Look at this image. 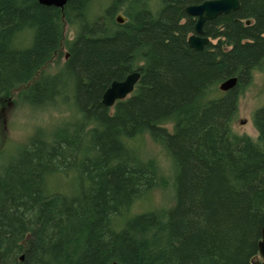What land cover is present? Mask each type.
I'll list each match as a JSON object with an SVG mask.
<instances>
[{
	"label": "trees",
	"instance_id": "trees-1",
	"mask_svg": "<svg viewBox=\"0 0 264 264\" xmlns=\"http://www.w3.org/2000/svg\"><path fill=\"white\" fill-rule=\"evenodd\" d=\"M197 1L0 0V102L17 90L34 108L74 115L0 161V264H261L264 105L252 114L256 138L232 123L264 61V0L208 21L219 41L194 50L178 21ZM62 45V65L45 73ZM135 71L131 94L104 106L110 83ZM155 190L172 204L132 211Z\"/></svg>",
	"mask_w": 264,
	"mask_h": 264
},
{
	"label": "rangeland",
	"instance_id": "rangeland-1",
	"mask_svg": "<svg viewBox=\"0 0 264 264\" xmlns=\"http://www.w3.org/2000/svg\"><path fill=\"white\" fill-rule=\"evenodd\" d=\"M104 0H95L94 7H98L99 3ZM121 14V13H118ZM123 15V14H121ZM65 37L67 40L73 38V30L65 27ZM66 48L62 45L60 52L54 54L45 64L43 70L45 73L56 72L65 60ZM18 91H14L11 97L0 102V161H7L12 154L15 153L16 147L27 142L33 132L37 131L39 126L50 132L55 126L59 125L61 119H74L72 111L67 112L66 106H44L35 107L20 101L17 96ZM73 92L69 90L67 97L68 104L74 107L75 98ZM264 105V61L259 67H256L252 73L250 80L243 87L238 99V112L232 123V129L236 133H245L256 138L257 132L252 122L253 112ZM67 112V113H66ZM66 119V120H68ZM61 120V121H60ZM63 120L62 122H64ZM170 129V125L166 126ZM147 150L161 160L166 170V161L163 160V152L160 146L149 138L145 139ZM7 148V153L2 156ZM5 159V160H4ZM68 188V184H65ZM170 197L163 196V192L155 190L148 196L139 199L132 206V211H145L149 207H158L164 203L171 205ZM257 259H260L257 257Z\"/></svg>",
	"mask_w": 264,
	"mask_h": 264
},
{
	"label": "water",
	"instance_id": "water-1",
	"mask_svg": "<svg viewBox=\"0 0 264 264\" xmlns=\"http://www.w3.org/2000/svg\"><path fill=\"white\" fill-rule=\"evenodd\" d=\"M40 4L47 6L62 7L66 0H37ZM239 0H204L199 4H192L186 7V12L191 15L197 16L195 24L196 32H201V25L204 20L212 19L221 13H228L239 7ZM116 19L118 22L124 20V16L117 14ZM248 23V21H246ZM208 38H198L191 36L188 38V43L191 47H200L203 43L207 42ZM139 72H131L122 80H113L110 85L104 90L101 96V102L106 107H111L117 100L125 99L134 89L136 82L139 79ZM237 83V77L231 76L225 78L218 84L221 91H228L232 89ZM258 255L261 264H264V221L261 226L260 240L257 244Z\"/></svg>",
	"mask_w": 264,
	"mask_h": 264
},
{
	"label": "flooded vegetation",
	"instance_id": "flooded-vegetation-1",
	"mask_svg": "<svg viewBox=\"0 0 264 264\" xmlns=\"http://www.w3.org/2000/svg\"><path fill=\"white\" fill-rule=\"evenodd\" d=\"M202 1H204V0H201V1H197V2H194V3H190V4H187L185 7H184V11H185V16L184 17H181L180 19H179V21H178V23L180 24V25H182V24H184V23H187V29H185V31H184V41L186 42V44L190 47V48H192V49H194V50H202L203 48H205V47H208L209 45H215L218 41H219V38L218 37H212V36H209V35H206V25L208 24V21H213L217 16H219V15H217L216 17H214V18H212V19H206V20H204L203 21V23H202V25H201V32H196V30H195V24H196V21H197V16H195V15H191V14H188L187 12H186V7L188 6V5H192V4H199V3H201ZM240 3V2H239ZM234 11V10H233ZM231 12V11H230ZM221 14H224V13H221ZM122 16H124V15H122ZM124 21H126V17L124 16V20L122 21V22H124ZM246 21H248V23H246ZM250 19H248V18H245V19H243V23L245 24V25H249L250 24ZM216 28H218V29H220L219 28V25L217 24L216 26H215ZM191 36H197L198 38H208V40H207V42H205V43H203L200 47H197V48H194V47H191L190 45H189V43H188V38L189 37H191ZM227 49H229L230 48V46H228V47H226ZM220 90V89H219ZM221 91V90H220ZM222 92H225V91H222ZM131 94V93H130ZM129 94V95H130Z\"/></svg>",
	"mask_w": 264,
	"mask_h": 264
}]
</instances>
